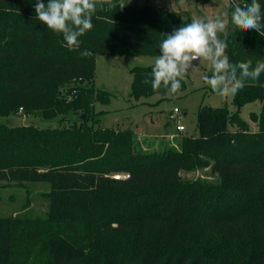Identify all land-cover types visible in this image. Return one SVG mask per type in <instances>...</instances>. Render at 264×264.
I'll use <instances>...</instances> for the list:
<instances>
[{
	"label": "trees",
	"instance_id": "obj_1",
	"mask_svg": "<svg viewBox=\"0 0 264 264\" xmlns=\"http://www.w3.org/2000/svg\"><path fill=\"white\" fill-rule=\"evenodd\" d=\"M120 2L98 4L93 28L69 51L36 19L35 0H0V116L59 117L55 128L0 122V181L48 186L42 215H0V264H264V110L251 113L255 131L240 116L244 104L264 100V73L234 95L236 110L203 105L197 135L144 150L131 129L93 119L95 102L110 95L94 85L96 55H158L163 34L194 18ZM250 2L230 0L226 54L254 67L264 37L233 31L230 17ZM151 69H132L134 98L168 95L142 83ZM196 167H210L217 182L182 178Z\"/></svg>",
	"mask_w": 264,
	"mask_h": 264
},
{
	"label": "rangeland",
	"instance_id": "obj_2",
	"mask_svg": "<svg viewBox=\"0 0 264 264\" xmlns=\"http://www.w3.org/2000/svg\"><path fill=\"white\" fill-rule=\"evenodd\" d=\"M139 4L150 2L165 9L184 12L193 18L214 17L217 14L229 13L230 0H185L180 5L178 0H137ZM229 20V16L227 17ZM157 55H96V75L94 85L98 89L107 91L109 99L106 102H95L93 119H100L103 127H120L131 129L142 149L147 151L162 150L168 147H178L180 133L197 135L198 112L201 106L209 105L213 108L228 105L231 111L236 110L233 103L234 96L221 98L216 95L203 81L209 66L207 62L198 65L195 71L189 70L185 78L187 87L175 96L154 94L147 98L136 99L131 95L133 80L132 69L136 66H153ZM174 107L180 109V115L170 120L169 113ZM264 110V100L247 102L240 108V116L249 123L255 131L256 122L251 120V113L259 114ZM102 111L100 115L97 112ZM0 122L9 126L35 125L40 128H55L59 126V117L45 119L34 114L17 113L15 115L0 116ZM182 123L185 130L180 132L176 124ZM236 124H230L234 130ZM182 178L203 180L216 183L218 175L210 167H196L182 170ZM124 177L125 174H115ZM48 189L47 184L40 182L0 181V215L30 214L42 215L48 208V201L43 192Z\"/></svg>",
	"mask_w": 264,
	"mask_h": 264
},
{
	"label": "clouds",
	"instance_id": "obj_3",
	"mask_svg": "<svg viewBox=\"0 0 264 264\" xmlns=\"http://www.w3.org/2000/svg\"><path fill=\"white\" fill-rule=\"evenodd\" d=\"M180 5L185 0H178ZM108 4L115 7L112 0H35L36 19L54 33L63 35L69 51L80 48L79 39L93 28V16L97 5ZM125 6L121 0L119 7ZM229 13L217 14L214 17L194 18L170 34H163L164 39L159 46V54L151 69V81L144 79L142 83L151 84V88L166 90V94L175 96L182 87L189 70L195 71L201 63L207 62L211 75L203 76L204 83L221 98L236 95L247 80H258L264 73V61H257L253 67L252 60L232 63L226 54L228 48ZM232 30L250 32L255 30L264 37V16L261 13L259 0H251L249 4L234 5L231 11ZM81 56H91L83 50Z\"/></svg>",
	"mask_w": 264,
	"mask_h": 264
},
{
	"label": "built area",
	"instance_id": "obj_4",
	"mask_svg": "<svg viewBox=\"0 0 264 264\" xmlns=\"http://www.w3.org/2000/svg\"><path fill=\"white\" fill-rule=\"evenodd\" d=\"M179 115H180V109L178 107H174L173 110H171L169 113V118L170 120H175L177 117H179ZM176 129L177 131L182 132L185 130V126L182 123H177Z\"/></svg>",
	"mask_w": 264,
	"mask_h": 264
},
{
	"label": "water",
	"instance_id": "obj_5",
	"mask_svg": "<svg viewBox=\"0 0 264 264\" xmlns=\"http://www.w3.org/2000/svg\"><path fill=\"white\" fill-rule=\"evenodd\" d=\"M82 118L84 119V115H82Z\"/></svg>",
	"mask_w": 264,
	"mask_h": 264
}]
</instances>
